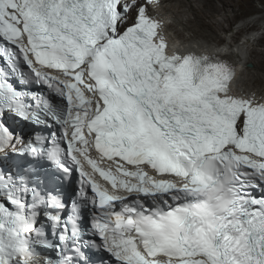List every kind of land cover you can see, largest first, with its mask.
Masks as SVG:
<instances>
[{
  "label": "snow or ice",
  "instance_id": "snow-or-ice-1",
  "mask_svg": "<svg viewBox=\"0 0 264 264\" xmlns=\"http://www.w3.org/2000/svg\"><path fill=\"white\" fill-rule=\"evenodd\" d=\"M148 5L0 0V264H264V93Z\"/></svg>",
  "mask_w": 264,
  "mask_h": 264
},
{
  "label": "bare ground",
  "instance_id": "bare-ground-1",
  "mask_svg": "<svg viewBox=\"0 0 264 264\" xmlns=\"http://www.w3.org/2000/svg\"><path fill=\"white\" fill-rule=\"evenodd\" d=\"M192 1L193 0H172V2H170L169 4L167 3L168 5L164 7L165 13H168L167 18L169 20L174 19V22L178 25V27L182 26V30H181L177 28L175 23L169 25L170 27L169 34L172 36V38L181 39V46H194L197 43L207 44L209 47L212 46L224 47L225 45H227L229 48L232 49H234L236 46H239L245 54L241 55L237 60L238 62H241L240 64H243L242 66L238 65L237 67L238 76L240 79V84L238 85V87L245 88L244 89L245 91L255 92L257 95L262 94L261 92L259 93L258 91L254 90L256 86L255 88L253 87V89H250L252 85L251 83L259 82L260 77L256 75L250 77L248 74H246L245 77L240 78V75H243L245 73V70L242 71L243 68L241 67L243 66L245 67L246 65L245 63L247 61L254 62L255 59H253V57L260 58L257 68L259 70H264V53L258 51L255 48L248 47L247 49L246 47L247 44L251 42L252 35L243 38L244 40H242L243 42L241 43L240 42L239 43L237 42L235 44H233L232 42L216 43L215 42L216 40H214L216 37L214 33L216 32V28L222 24V21L218 20L217 17H213L214 14L212 12H214V7L212 5L213 3L212 0L204 1L203 8H199L195 6ZM164 2H166V0ZM203 9H207L209 16L207 15L206 11ZM189 13L191 15H194V17L193 18L190 17V15H188ZM200 15L211 18L210 21V24L212 26L211 28L208 29L206 26L205 28H203L204 27L203 22L201 19H199ZM248 25L249 24H247L244 27L246 28ZM207 26L209 27V25ZM263 27H264V23L262 25V28ZM185 31H188V34H185ZM260 39L263 42L264 36H260L259 40ZM233 59H236L235 52L233 53ZM262 91L264 93V89Z\"/></svg>",
  "mask_w": 264,
  "mask_h": 264
},
{
  "label": "rangeland",
  "instance_id": "rangeland-1",
  "mask_svg": "<svg viewBox=\"0 0 264 264\" xmlns=\"http://www.w3.org/2000/svg\"><path fill=\"white\" fill-rule=\"evenodd\" d=\"M204 1L206 0H193L192 2L195 6L203 8ZM170 2H172V0H166L164 7L167 6ZM212 2V5L214 7V12H212L214 14L213 17H217L218 20L222 21V24L216 28V32L214 33V35L216 36L214 39L216 40V43H226V41L231 42L233 36L235 34H238L237 32L240 27L246 26L247 24H249L250 26L252 23L256 22L257 18L259 19V21L256 22L253 28L254 30H259L261 28L260 20H264V0H212ZM203 10L206 11L207 15L209 14L207 9ZM188 15H190V17L192 18L194 17V15H191L190 13ZM255 15L257 17H255ZM199 19H201L203 22V28H205V26L208 29L212 27L210 24L211 18L200 15ZM230 24H232L231 27H229ZM207 25H209V27ZM176 26L177 28L182 30V26L178 27L177 24ZM223 31H225L226 33L223 34ZM185 34H188V31H185ZM258 35L264 36V30H262V33H258ZM242 40L244 39L241 36L238 39V43L243 42ZM246 47L247 49L248 47H252L264 53V40L263 42L261 41V39L258 41H252L248 43ZM253 59H255L254 62L247 61L246 65L244 64L245 67H242V71L245 70V73L243 75H240V78L245 77L246 74H248L250 77H252L253 75L260 77L259 82L251 83L252 85L250 89H253V87L255 88L256 86L254 90L258 91L259 93H263L262 90L264 89V70H259L257 68L260 58L253 57ZM248 63H251L252 65L248 66ZM244 89L245 88H243V90Z\"/></svg>",
  "mask_w": 264,
  "mask_h": 264
},
{
  "label": "clouds",
  "instance_id": "clouds-1",
  "mask_svg": "<svg viewBox=\"0 0 264 264\" xmlns=\"http://www.w3.org/2000/svg\"><path fill=\"white\" fill-rule=\"evenodd\" d=\"M142 2H143V0H142ZM164 8V7H163ZM164 11H165V8H164ZM163 14H168V13H163ZM255 17H257L256 15H255ZM259 21V19L257 18V20H256V22H258ZM256 22H254V23H252L250 26L248 25L246 28L243 26V27H240L239 28V30H238V34H235L234 36H233V38H232V43L233 44H235V43H237L238 42V39L242 36V38H246V37H249V36H251L252 35V38H251V42L252 41H258L259 40V35H258V33H262V30H264V27L262 28V25H263V23H264V20H260V22H261V28L259 29V30H254V25L256 24ZM175 22H174V19L172 20V23L171 24H174ZM232 26V24H230V26L229 27H231ZM169 30H170V28H169ZM169 33V32H168ZM226 32L225 31H223V34H225ZM171 38H172V36H171ZM172 39H174V43H175V45H177V46H181V39H178V38H172ZM227 42V41H226ZM241 62H238L237 61V64L238 65H240V66H242L243 64H240ZM247 63V62H246ZM245 63V64H246ZM248 66H251L252 64L251 63H248L247 64ZM242 68V67H241ZM243 89V88H242Z\"/></svg>",
  "mask_w": 264,
  "mask_h": 264
}]
</instances>
